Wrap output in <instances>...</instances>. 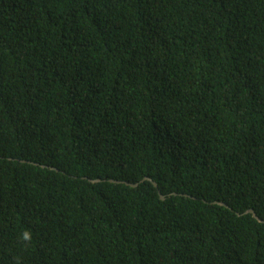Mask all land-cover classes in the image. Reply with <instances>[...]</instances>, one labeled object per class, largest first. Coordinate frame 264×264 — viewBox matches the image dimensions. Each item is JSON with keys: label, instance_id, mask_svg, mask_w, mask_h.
Returning <instances> with one entry per match:
<instances>
[{"label": "trees", "instance_id": "1", "mask_svg": "<svg viewBox=\"0 0 264 264\" xmlns=\"http://www.w3.org/2000/svg\"><path fill=\"white\" fill-rule=\"evenodd\" d=\"M249 209L264 0H0V264H264Z\"/></svg>", "mask_w": 264, "mask_h": 264}, {"label": "water", "instance_id": "2", "mask_svg": "<svg viewBox=\"0 0 264 264\" xmlns=\"http://www.w3.org/2000/svg\"><path fill=\"white\" fill-rule=\"evenodd\" d=\"M22 161H23V162H27V161H25V160H22ZM29 163H31V164H37V163L31 162V161H29ZM42 167H48V166H47V165H42ZM52 169L58 170V169H56V168H54V167H52ZM146 180L151 181V182L154 184V186L158 188V184H157V182L153 181V180H152L151 178H149V177H145V178L142 180V182H143V181H146ZM90 181H92V182H99L100 179H96V180H94V179H90ZM110 182H114V183H124V184L129 185V186H132V187H137V186L139 185V183H130V182L120 181V180H114V179H111ZM159 194H160V196H161V198H162L163 200L166 198V196L163 195L161 192H159ZM185 196H186V195H185ZM214 203H215V204H220V205H223V206H228V205L225 204V203H220V202H214ZM245 214H252V215L254 216V218H256L258 221H260V222H264V220L261 219L253 209H249V210H247V211L245 212Z\"/></svg>", "mask_w": 264, "mask_h": 264}, {"label": "clouds", "instance_id": "3", "mask_svg": "<svg viewBox=\"0 0 264 264\" xmlns=\"http://www.w3.org/2000/svg\"><path fill=\"white\" fill-rule=\"evenodd\" d=\"M22 239L23 240H31L32 239V234L30 231H25L23 234H22Z\"/></svg>", "mask_w": 264, "mask_h": 264}]
</instances>
